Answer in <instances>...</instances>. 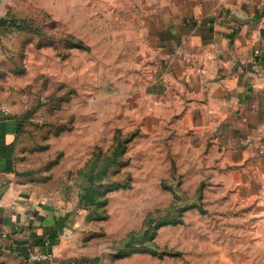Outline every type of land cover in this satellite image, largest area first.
Masks as SVG:
<instances>
[{
  "label": "rangeland",
  "instance_id": "rangeland-1",
  "mask_svg": "<svg viewBox=\"0 0 264 264\" xmlns=\"http://www.w3.org/2000/svg\"><path fill=\"white\" fill-rule=\"evenodd\" d=\"M153 10L0 0V104L19 123L18 179L70 212L68 249L86 263L264 264L253 175L223 165L184 120L142 115Z\"/></svg>",
  "mask_w": 264,
  "mask_h": 264
},
{
  "label": "crops",
  "instance_id": "crops-1",
  "mask_svg": "<svg viewBox=\"0 0 264 264\" xmlns=\"http://www.w3.org/2000/svg\"><path fill=\"white\" fill-rule=\"evenodd\" d=\"M153 14L142 115L184 120L223 165L252 174L264 215V0H154ZM17 120L0 104V264H89L68 249L64 205L18 179Z\"/></svg>",
  "mask_w": 264,
  "mask_h": 264
},
{
  "label": "water",
  "instance_id": "water-1",
  "mask_svg": "<svg viewBox=\"0 0 264 264\" xmlns=\"http://www.w3.org/2000/svg\"><path fill=\"white\" fill-rule=\"evenodd\" d=\"M8 18L6 17H0V26L5 25L8 22ZM70 217V212H67L66 215L62 216L61 220H60V227L61 229H63L65 226H70L69 224H67L66 220Z\"/></svg>",
  "mask_w": 264,
  "mask_h": 264
},
{
  "label": "trees",
  "instance_id": "trees-1",
  "mask_svg": "<svg viewBox=\"0 0 264 264\" xmlns=\"http://www.w3.org/2000/svg\"><path fill=\"white\" fill-rule=\"evenodd\" d=\"M18 129H19V123H18V121H17V131H18Z\"/></svg>",
  "mask_w": 264,
  "mask_h": 264
}]
</instances>
